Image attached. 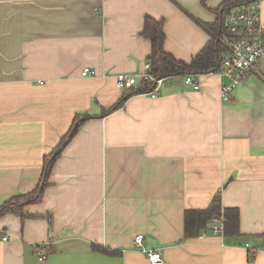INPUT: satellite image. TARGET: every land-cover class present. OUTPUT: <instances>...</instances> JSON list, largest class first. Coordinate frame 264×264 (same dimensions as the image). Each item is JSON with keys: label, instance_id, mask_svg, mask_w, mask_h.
Here are the masks:
<instances>
[{"label": "crops", "instance_id": "crops-1", "mask_svg": "<svg viewBox=\"0 0 264 264\" xmlns=\"http://www.w3.org/2000/svg\"><path fill=\"white\" fill-rule=\"evenodd\" d=\"M224 1L0 0V206L38 186L77 113L93 116L57 159L43 199L25 207L52 224L0 218V264H149L138 234L166 264H264V58L229 100L219 72L197 75L199 88L182 73L157 96L134 94L102 115L126 90L117 76L144 72L147 15L164 19L165 50L191 62L211 40L194 17L214 24ZM219 191L223 207L239 208L241 235L184 240L185 210Z\"/></svg>", "mask_w": 264, "mask_h": 264}, {"label": "trees", "instance_id": "trees-1", "mask_svg": "<svg viewBox=\"0 0 264 264\" xmlns=\"http://www.w3.org/2000/svg\"><path fill=\"white\" fill-rule=\"evenodd\" d=\"M255 0H226L216 10L219 19L214 24L206 23L198 18L194 19L210 35L211 40L208 44L192 59L191 62L176 59L172 54L165 50L166 32L164 29V19H156L147 15L144 21L142 35L152 43L151 54L148 61L151 63L150 72L163 78L177 75L192 73L195 75L214 73L221 70L225 55L229 52V34L224 26V16L232 10L237 9L247 2ZM153 88L152 82L142 81L138 89L125 90L122 97L112 106L105 108L102 115H107L124 106L128 98L137 93H144ZM93 117L88 112L77 113L69 131L62 136L58 145L53 151L45 156L42 177L38 186L25 194H18L7 200L0 206V218L5 214L12 213L22 219L30 217H47L52 224V215L50 214H31L26 211L25 207L32 203L40 202L45 194V189L49 184V177L54 164L61 156L64 148L75 136L83 122ZM219 215L224 224V235L226 237H237L241 235L240 229V210L237 207H223L221 191L217 192L210 205L206 208L196 209L189 208L184 213V240L196 238L199 236L213 234L212 219ZM250 249L249 260H254L257 248ZM93 249L109 255H120V250H114L110 247H104L93 243Z\"/></svg>", "mask_w": 264, "mask_h": 264}, {"label": "built area", "instance_id": "built-area-1", "mask_svg": "<svg viewBox=\"0 0 264 264\" xmlns=\"http://www.w3.org/2000/svg\"><path fill=\"white\" fill-rule=\"evenodd\" d=\"M224 26L227 29L229 41V52L225 55L221 70L218 72L228 82L222 84L221 95L224 100L232 97L234 89L250 74L257 70L259 62L264 58V22L262 19L261 0L250 1L243 6L232 10L224 16ZM151 63L148 61L140 80L137 76L120 74L117 76V85L122 89H138L142 81L152 82L153 88L144 93L157 96L162 86L163 77L156 76L150 72ZM89 67L84 69V74H93ZM197 75L186 74L187 84L199 88ZM213 234H224L223 220L219 215L212 219ZM7 240V236H3ZM144 235L135 236V244L148 256L149 264H166L164 254L160 248H145L143 245ZM247 246L254 251V248ZM48 244L37 247V253L41 260H45L48 254Z\"/></svg>", "mask_w": 264, "mask_h": 264}]
</instances>
